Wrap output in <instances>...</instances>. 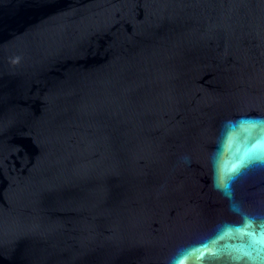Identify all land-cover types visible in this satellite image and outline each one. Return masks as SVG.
Here are the masks:
<instances>
[{
    "label": "water",
    "instance_id": "1",
    "mask_svg": "<svg viewBox=\"0 0 264 264\" xmlns=\"http://www.w3.org/2000/svg\"><path fill=\"white\" fill-rule=\"evenodd\" d=\"M264 264V0H0V264Z\"/></svg>",
    "mask_w": 264,
    "mask_h": 264
},
{
    "label": "snow or ice",
    "instance_id": "2",
    "mask_svg": "<svg viewBox=\"0 0 264 264\" xmlns=\"http://www.w3.org/2000/svg\"><path fill=\"white\" fill-rule=\"evenodd\" d=\"M178 264H183V260H182V259L179 260V261H178Z\"/></svg>",
    "mask_w": 264,
    "mask_h": 264
}]
</instances>
